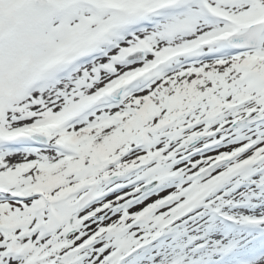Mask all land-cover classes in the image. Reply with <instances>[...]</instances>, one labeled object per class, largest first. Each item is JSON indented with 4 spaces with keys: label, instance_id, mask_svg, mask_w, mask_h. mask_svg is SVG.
I'll list each match as a JSON object with an SVG mask.
<instances>
[{
    "label": "snow or ice",
    "instance_id": "snow-or-ice-1",
    "mask_svg": "<svg viewBox=\"0 0 264 264\" xmlns=\"http://www.w3.org/2000/svg\"><path fill=\"white\" fill-rule=\"evenodd\" d=\"M0 264H264V0H0Z\"/></svg>",
    "mask_w": 264,
    "mask_h": 264
}]
</instances>
